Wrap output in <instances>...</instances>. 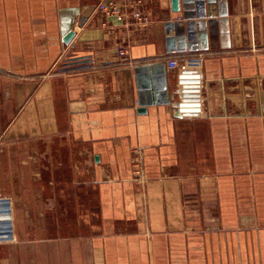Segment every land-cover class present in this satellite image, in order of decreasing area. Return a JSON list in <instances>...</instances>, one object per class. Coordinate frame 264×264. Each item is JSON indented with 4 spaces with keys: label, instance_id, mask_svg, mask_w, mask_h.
<instances>
[{
    "label": "crops",
    "instance_id": "0c3cea01",
    "mask_svg": "<svg viewBox=\"0 0 264 264\" xmlns=\"http://www.w3.org/2000/svg\"><path fill=\"white\" fill-rule=\"evenodd\" d=\"M180 3L0 0V264H264V0Z\"/></svg>",
    "mask_w": 264,
    "mask_h": 264
},
{
    "label": "built area",
    "instance_id": "2783aa9c",
    "mask_svg": "<svg viewBox=\"0 0 264 264\" xmlns=\"http://www.w3.org/2000/svg\"><path fill=\"white\" fill-rule=\"evenodd\" d=\"M98 9L109 14V15H116L119 19L124 18V15L120 12V10L118 9V7L116 6V4H114L113 2H105V1H101L98 4ZM136 15L139 17L140 14L136 13ZM118 53L122 56L127 54V50L125 47H121L118 50ZM9 239L14 240L15 236L11 235V237H9Z\"/></svg>",
    "mask_w": 264,
    "mask_h": 264
},
{
    "label": "water",
    "instance_id": "95a60500",
    "mask_svg": "<svg viewBox=\"0 0 264 264\" xmlns=\"http://www.w3.org/2000/svg\"><path fill=\"white\" fill-rule=\"evenodd\" d=\"M185 2L187 3V5H191V4L195 3L196 0H185ZM180 4H181L180 0H172V6H173V9L175 11L180 10ZM74 37H75V32H74V30H71L66 34L64 41L66 43H70Z\"/></svg>",
    "mask_w": 264,
    "mask_h": 264
}]
</instances>
